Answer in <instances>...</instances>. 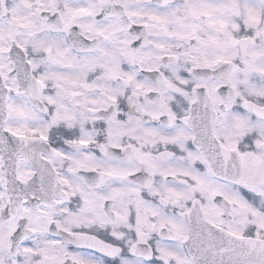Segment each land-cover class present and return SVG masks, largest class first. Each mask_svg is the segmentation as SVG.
<instances>
[{
	"label": "snow or ice",
	"instance_id": "6c2138e0",
	"mask_svg": "<svg viewBox=\"0 0 264 264\" xmlns=\"http://www.w3.org/2000/svg\"><path fill=\"white\" fill-rule=\"evenodd\" d=\"M0 264H264V0H0Z\"/></svg>",
	"mask_w": 264,
	"mask_h": 264
}]
</instances>
